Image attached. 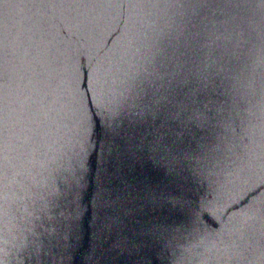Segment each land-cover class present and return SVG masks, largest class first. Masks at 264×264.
<instances>
[{
    "label": "water",
    "instance_id": "95a60500",
    "mask_svg": "<svg viewBox=\"0 0 264 264\" xmlns=\"http://www.w3.org/2000/svg\"><path fill=\"white\" fill-rule=\"evenodd\" d=\"M0 264H264V0H0Z\"/></svg>",
    "mask_w": 264,
    "mask_h": 264
},
{
    "label": "snow or ice",
    "instance_id": "6c2138e0",
    "mask_svg": "<svg viewBox=\"0 0 264 264\" xmlns=\"http://www.w3.org/2000/svg\"><path fill=\"white\" fill-rule=\"evenodd\" d=\"M86 82H87V77H85V85H86Z\"/></svg>",
    "mask_w": 264,
    "mask_h": 264
}]
</instances>
